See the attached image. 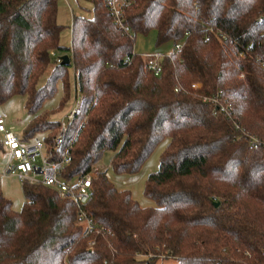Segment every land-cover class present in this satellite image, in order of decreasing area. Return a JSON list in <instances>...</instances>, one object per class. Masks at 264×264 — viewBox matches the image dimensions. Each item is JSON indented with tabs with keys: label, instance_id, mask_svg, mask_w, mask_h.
Returning <instances> with one entry per match:
<instances>
[{
	"label": "trees",
	"instance_id": "trees-1",
	"mask_svg": "<svg viewBox=\"0 0 264 264\" xmlns=\"http://www.w3.org/2000/svg\"><path fill=\"white\" fill-rule=\"evenodd\" d=\"M83 1L90 14L73 15L66 46L58 0H0V105L26 96L18 135L51 150L62 125L53 115L75 86L81 103L52 149L70 159L66 181L107 151L116 174L138 173L168 139L145 183L155 206L99 171L82 206L22 183L16 210L0 178V264H264V0H119L124 27L107 0ZM139 35L155 36L159 75ZM59 82V106L47 109Z\"/></svg>",
	"mask_w": 264,
	"mask_h": 264
},
{
	"label": "built area",
	"instance_id": "built-area-1",
	"mask_svg": "<svg viewBox=\"0 0 264 264\" xmlns=\"http://www.w3.org/2000/svg\"><path fill=\"white\" fill-rule=\"evenodd\" d=\"M111 11L117 23L124 27L123 17L119 0H107ZM180 47V45H177ZM148 68L156 75L162 72L161 60L164 56L162 53H147ZM81 103V98L77 99L74 108L67 114V121H62L61 132L55 138L53 150L60 148L63 144L65 133L67 131V123L74 118L75 112ZM8 114L0 115V132L3 134L4 147L10 153V158L3 169L4 175L16 176L22 183L44 184L57 189L63 198H70L78 205H84L90 198V187L95 178H97L99 169L86 173L80 178L66 181L60 173L63 168L70 163L68 156L60 158L54 157V152L49 150L45 141L41 139L26 140L21 138L7 124ZM78 217L86 227V234H90L96 228L91 217L84 210H80ZM91 245L95 244V240L90 241Z\"/></svg>",
	"mask_w": 264,
	"mask_h": 264
},
{
	"label": "rangeland",
	"instance_id": "rangeland-1",
	"mask_svg": "<svg viewBox=\"0 0 264 264\" xmlns=\"http://www.w3.org/2000/svg\"><path fill=\"white\" fill-rule=\"evenodd\" d=\"M59 2V17L58 20L61 24L66 26L63 32L62 44L70 46L72 31L70 26L72 25L74 14H85L90 12L84 10L82 7H88L89 4L85 3L83 0H58ZM150 49L155 47V44L151 43V35L142 36L139 35L136 40L135 48ZM140 49V48H139ZM143 51V50H142ZM142 53V52H139ZM71 80L74 84V74L71 72ZM63 95V85L62 82L58 84V91L54 98L47 100L45 103V108L52 109L57 108L62 99ZM77 100L76 88L72 87V98L69 104L60 112L53 115L54 119H59L60 121H67V114L74 108ZM26 96L17 95L9 99L7 102L0 105V114L7 113L8 125L13 126L14 131L17 134L23 135L25 129L27 128L29 122V115L25 107ZM61 132V130H60ZM59 132V134H60ZM168 139L161 142L154 152L149 156V158L143 164L141 170L135 174H116L112 168V157L114 155L113 151H107L100 162L97 164L99 171H107L110 179L116 184L120 189H129L132 191L133 196L139 203L144 206H155V202L148 199L144 194L145 183L147 181L150 173L155 172L160 167L161 154L164 151ZM10 158V153L7 150L0 151V178L3 192L10 198L14 203V208L16 210H21L24 202V192L22 181L16 176L4 175L2 173L8 160Z\"/></svg>",
	"mask_w": 264,
	"mask_h": 264
},
{
	"label": "crops",
	"instance_id": "crops-1",
	"mask_svg": "<svg viewBox=\"0 0 264 264\" xmlns=\"http://www.w3.org/2000/svg\"><path fill=\"white\" fill-rule=\"evenodd\" d=\"M154 40H155V36L153 35V36H151V43H152V44H153ZM139 48H140V49H139ZM139 48H137L136 50H137L138 52H142V53H153V52L155 51V50H154V47L152 48V45H151V48L148 49V50H146L145 48H144V49H141V48H142V45H140ZM142 50H143V51H142ZM169 50H170V48L167 47L166 50H163V51H169Z\"/></svg>",
	"mask_w": 264,
	"mask_h": 264
},
{
	"label": "water",
	"instance_id": "water-1",
	"mask_svg": "<svg viewBox=\"0 0 264 264\" xmlns=\"http://www.w3.org/2000/svg\"><path fill=\"white\" fill-rule=\"evenodd\" d=\"M64 59L69 60V56H67V55L64 56Z\"/></svg>",
	"mask_w": 264,
	"mask_h": 264
}]
</instances>
